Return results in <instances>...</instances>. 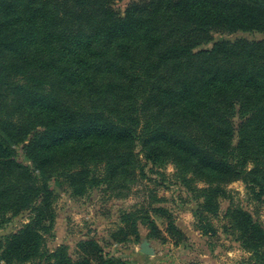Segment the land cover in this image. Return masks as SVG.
Wrapping results in <instances>:
<instances>
[{"label": "trees", "instance_id": "1", "mask_svg": "<svg viewBox=\"0 0 264 264\" xmlns=\"http://www.w3.org/2000/svg\"><path fill=\"white\" fill-rule=\"evenodd\" d=\"M113 1L0 0V226L30 214L0 240V264H126L93 239L75 258L49 251L43 234L59 192L123 195L147 178L142 160L174 166L201 200L203 234L215 232L228 184L264 199V39L213 40L264 34V0H138L123 15ZM223 214V232L264 264L263 227L236 207ZM135 218L164 239L147 209L112 238L132 226L139 239ZM167 220L165 233H179Z\"/></svg>", "mask_w": 264, "mask_h": 264}, {"label": "rangeland", "instance_id": "2", "mask_svg": "<svg viewBox=\"0 0 264 264\" xmlns=\"http://www.w3.org/2000/svg\"><path fill=\"white\" fill-rule=\"evenodd\" d=\"M132 1L115 0L113 8L123 15ZM236 39L262 40L264 34L238 32L234 34L214 33L213 40L234 41ZM210 44L200 48H209ZM96 148L111 147L106 140H95ZM139 151V150H138ZM17 161L28 164L20 147L17 148ZM145 163L144 172L147 178L127 183L121 191L123 195H116L119 189L108 190L105 186L90 189L83 196H73L70 192H59L54 202L56 219L52 227L43 234L44 245L47 250L55 251L63 248L72 258L77 257L78 243L85 240H95L104 252L116 260L126 264H252L250 254L244 251L233 237L223 232V216L228 207H236L251 213L255 222L264 229V199L258 200L241 181H235L226 186L227 193L219 199L218 218L211 220L215 232L203 234L200 223L196 220L194 211L201 200L184 188L181 177L175 172L172 164L152 166ZM52 185V184H51ZM116 195V196H115ZM152 208H162L164 215L160 216ZM148 211L159 229L163 240L148 237L145 227L135 218L137 233L127 229L126 240L112 238V234L125 227L127 216L136 211ZM28 212H24L2 226H0V240L18 230L29 221ZM165 216V217H164ZM167 216L180 232L167 235ZM50 234V235H49ZM148 243L154 253H141V246Z\"/></svg>", "mask_w": 264, "mask_h": 264}, {"label": "water", "instance_id": "3", "mask_svg": "<svg viewBox=\"0 0 264 264\" xmlns=\"http://www.w3.org/2000/svg\"><path fill=\"white\" fill-rule=\"evenodd\" d=\"M141 253H143L144 255L147 254V255H152L154 253V250L153 248H151L149 246L148 243H144L142 246H141Z\"/></svg>", "mask_w": 264, "mask_h": 264}]
</instances>
